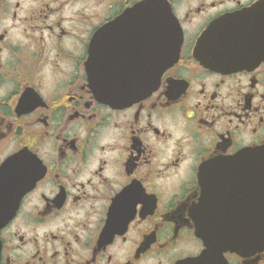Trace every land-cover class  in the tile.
Returning a JSON list of instances; mask_svg holds the SVG:
<instances>
[{
	"label": "flooded vegetation",
	"instance_id": "1",
	"mask_svg": "<svg viewBox=\"0 0 264 264\" xmlns=\"http://www.w3.org/2000/svg\"><path fill=\"white\" fill-rule=\"evenodd\" d=\"M149 1L180 24L178 60L145 98L108 104L101 77L148 76L159 34L133 23ZM235 14L253 16L246 42L202 64L198 39ZM259 147L264 0H0V204L18 201L0 264H194L203 166ZM215 264H264V250Z\"/></svg>",
	"mask_w": 264,
	"mask_h": 264
},
{
	"label": "water",
	"instance_id": "2",
	"mask_svg": "<svg viewBox=\"0 0 264 264\" xmlns=\"http://www.w3.org/2000/svg\"><path fill=\"white\" fill-rule=\"evenodd\" d=\"M147 5L152 9L148 12L147 23L137 21L133 26L139 27V33L143 26L148 28V34H159V37L149 40L148 76L143 80L130 78L124 81L106 75L101 77L97 86L93 77L94 66L90 65V82L98 87V96L108 104L123 105L145 98L156 89L163 72L178 60L183 37L178 20L171 12L154 11L157 3L152 1L139 10ZM255 10L257 8L250 11ZM252 19L251 15L235 14L213 21L198 40L195 58L208 67H222L223 52L242 47L249 35L248 28L253 27L246 20ZM162 51L163 59L157 64V53ZM141 82L144 83L143 89ZM2 180L0 175V184ZM201 185L202 198L197 211L207 221L197 224V237L204 242L206 250L194 264L207 260L215 264V260L227 252L264 250V147L245 149L232 158L208 162L202 169ZM17 206L18 201L0 204V230L13 216Z\"/></svg>",
	"mask_w": 264,
	"mask_h": 264
},
{
	"label": "rangeland",
	"instance_id": "3",
	"mask_svg": "<svg viewBox=\"0 0 264 264\" xmlns=\"http://www.w3.org/2000/svg\"><path fill=\"white\" fill-rule=\"evenodd\" d=\"M215 1V0H213ZM203 19H198V28L201 26V23H202Z\"/></svg>",
	"mask_w": 264,
	"mask_h": 264
}]
</instances>
